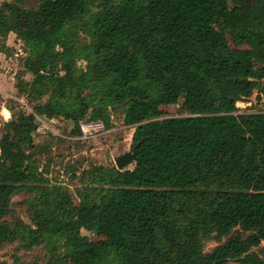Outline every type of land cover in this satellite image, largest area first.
<instances>
[{
  "label": "trees",
  "instance_id": "trees-1",
  "mask_svg": "<svg viewBox=\"0 0 264 264\" xmlns=\"http://www.w3.org/2000/svg\"><path fill=\"white\" fill-rule=\"evenodd\" d=\"M241 1L0 4V52L22 42L33 111L1 126L0 252L15 249L0 264H264V111L238 107L264 98V14ZM174 105L184 116L164 117ZM119 111L134 168L92 163L61 198L36 159L37 116L80 136L81 120L112 129Z\"/></svg>",
  "mask_w": 264,
  "mask_h": 264
},
{
  "label": "rangeland",
  "instance_id": "rangeland-1",
  "mask_svg": "<svg viewBox=\"0 0 264 264\" xmlns=\"http://www.w3.org/2000/svg\"><path fill=\"white\" fill-rule=\"evenodd\" d=\"M6 1L13 0H0V4ZM29 6L30 3L28 4ZM34 5V3L32 4ZM253 8L255 12L264 14V0H242L237 6L240 8ZM230 45L232 42L228 39ZM8 51L4 50L0 52V75H5L4 79L7 81V85L15 87L14 96L22 97L18 91V85L20 80H17V74L23 71V59L26 57V51L22 44L19 42L14 34H11L7 40ZM82 64V63H81ZM81 67H85L84 64ZM54 71H58L59 68L54 67ZM27 79L32 80L31 75L25 76ZM72 77L64 76L65 79ZM12 89V88H11ZM5 91V90H4ZM7 93V90L5 91ZM11 94V92H9ZM28 101V100H27ZM29 103V101H28ZM8 110H12L15 114L24 112L20 108L19 104L9 99L6 103ZM31 108V103H29ZM238 107L242 111L251 109L249 111H264V98L261 100L257 99V94L245 101L238 104ZM32 110V108H31ZM162 111L165 113L164 117H181L184 114L180 110L179 105L163 107ZM4 112H0L1 124L6 122L4 119ZM117 122L111 129L110 133L94 136L88 139H83L79 135H74L71 127L67 125L62 119H54L49 125L55 132L41 129V133L37 136V141L43 146L47 147V151L42 148L37 151V160L43 161L42 169H46V175L51 180L52 185L61 187L59 196L64 197L65 192H70L74 195V185L69 184L71 182V175H80L83 170L90 167V165H102L112 166L115 165V159L124 153L131 151L132 136L134 133V127H127L122 124L123 112L119 111L116 113ZM135 164L128 167L133 169ZM24 196L19 195L13 199V208L18 212L21 217L26 221L30 222L27 217L25 208L20 209L18 203L23 201ZM76 205L78 201L75 199ZM93 241H99L98 237H91ZM216 243L211 242L207 245L206 251H211L216 247ZM264 245V244H263ZM14 246H8L0 252L1 261L8 260L11 262V255L14 252ZM26 257L30 258L33 256L32 252L26 253ZM68 264H73V260L68 258Z\"/></svg>",
  "mask_w": 264,
  "mask_h": 264
},
{
  "label": "built area",
  "instance_id": "built-area-1",
  "mask_svg": "<svg viewBox=\"0 0 264 264\" xmlns=\"http://www.w3.org/2000/svg\"><path fill=\"white\" fill-rule=\"evenodd\" d=\"M0 93H2L1 90H0ZM8 98L15 100L19 104L20 108L24 110V112L33 113L31 108L29 107V103H28L26 97H24V96H22V97H18V96L9 97L8 96ZM37 119L41 124V129L48 130L51 132H55L52 128L49 127L50 123L48 121H46L43 118L38 117V116H37ZM79 129L81 132L80 136L83 139H88V138H91L94 136L104 135V134L111 132V129L106 128V125L102 121H89V118L81 120L79 122Z\"/></svg>",
  "mask_w": 264,
  "mask_h": 264
},
{
  "label": "water",
  "instance_id": "water-1",
  "mask_svg": "<svg viewBox=\"0 0 264 264\" xmlns=\"http://www.w3.org/2000/svg\"><path fill=\"white\" fill-rule=\"evenodd\" d=\"M54 66L51 63L49 65V74H55L54 70H53ZM116 108H113V111H115ZM4 119L6 121H10L11 120V114L8 110H4ZM68 124H70L72 127H74V123L73 122H68ZM137 162V154H136V150H132L130 152L124 153L123 155H120L119 157H117L115 159V164L116 167L119 171H123L125 169H128V167H130L131 165L135 164Z\"/></svg>",
  "mask_w": 264,
  "mask_h": 264
},
{
  "label": "crops",
  "instance_id": "crops-1",
  "mask_svg": "<svg viewBox=\"0 0 264 264\" xmlns=\"http://www.w3.org/2000/svg\"><path fill=\"white\" fill-rule=\"evenodd\" d=\"M5 75H0V90L1 92L3 93H0V112H4V110H8L7 107H6V103L8 102V100L10 98L9 97H12L14 96V91H15V87H11L12 85H7V81L4 79ZM12 88V89H11ZM7 90V93L5 91ZM11 92V94L9 93ZM16 96V95H15ZM19 96V95H18ZM10 112V110H8ZM11 114V119H12V113L10 112ZM8 122V121H6ZM3 124H1V121H0V131H1V126Z\"/></svg>",
  "mask_w": 264,
  "mask_h": 264
}]
</instances>
